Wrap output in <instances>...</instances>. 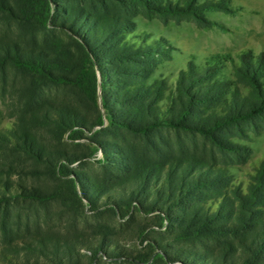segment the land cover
<instances>
[{"label": "rangeland", "instance_id": "obj_1", "mask_svg": "<svg viewBox=\"0 0 264 264\" xmlns=\"http://www.w3.org/2000/svg\"><path fill=\"white\" fill-rule=\"evenodd\" d=\"M125 34L145 49L107 59ZM15 54L45 64L24 71ZM254 69L264 83V0H0V181L37 195L0 189V264H264V105ZM194 73L203 81L193 88L210 96L192 118L239 116L213 135L127 128L150 123L164 104L176 117V85ZM145 164L162 176L172 164L208 167L218 184L166 208L135 186ZM222 196L206 217L202 205Z\"/></svg>", "mask_w": 264, "mask_h": 264}, {"label": "trees", "instance_id": "obj_2", "mask_svg": "<svg viewBox=\"0 0 264 264\" xmlns=\"http://www.w3.org/2000/svg\"><path fill=\"white\" fill-rule=\"evenodd\" d=\"M125 1V0H121ZM145 2V0H142ZM117 23V19H113L112 21H109V24L102 28L100 32L101 36H106V34H109V30H111L112 26ZM122 25L127 24L126 20L120 21ZM136 35V33H135ZM97 36V34H96ZM125 39L122 42L121 46L113 51H108V54L106 55V58L110 57V55H115L118 57H123L124 59L129 57L130 54H134L138 52L139 50L145 49V42L142 38H139V36H134L131 38L130 36H126ZM130 39H132L133 43H131ZM95 41L94 38L87 43L91 53H94L96 56L97 50L95 49ZM127 53L129 55H127ZM130 58V57H129ZM38 59V61H36ZM45 57L42 55L37 56H29V57H22L18 54H15L14 56L10 57L11 63L16 66L17 68L28 71V72H34L37 69V66L39 64L41 65L43 61H45ZM44 63V62H43ZM37 64V66H35ZM45 64V63H44ZM246 67V73H248L251 70V66L247 65V63H244ZM239 65L236 64V68L238 69ZM259 69V68H258ZM192 72V71H191ZM255 69L252 70V76L250 77L251 80V86H255V84H258L257 91L259 92V104L264 105V83L259 81V79L256 76ZM53 76V75H52ZM56 77V76H55ZM52 78V77H51ZM184 79V77H183ZM201 78H197V75H193L191 81H189L188 85H185V83L177 84L176 87H178L177 91H180L179 94V101L181 102L180 110L178 111V115L176 117L167 118L165 114H168L170 107H168L167 104H164L163 107H159V114L151 116L150 117V123L147 121L144 122H138L135 120L134 123H125L127 128L133 132H142L146 131L150 128H157L161 126H168L173 127L177 129H183V130H189V131H196L205 135H213L214 131L219 129L220 126L227 124L232 121V119L235 117V115L239 113H223L220 115H215L213 117L214 119L211 120L206 119V121H203L202 119L195 120L192 118V115L196 112V106L198 104L204 103L207 99V96H210L208 91H206L204 88L201 89H194L193 83L195 82H202L199 81ZM205 79V78H204ZM135 87V86H134ZM141 87V86H140ZM256 87V86H255ZM261 87V88H260ZM254 88V87H253ZM172 98V97H171ZM138 122V123H137ZM11 139V135H8ZM221 144V143H220ZM224 144V143H223ZM31 148V145H28L27 143H23L22 150L24 152H28ZM33 149L34 155L37 157V160H42L41 154L38 153L37 150ZM178 168V169H175ZM181 168V169H179ZM145 171V172H144ZM212 173V170L208 167L200 168L198 171L193 172V165H185L183 167H177L176 164H172L168 167L166 170L165 176H162L160 173H156L153 168L150 165L145 164V169L140 170L138 173L139 177L137 180H135V186L139 189H147L145 191V195H142L144 200L148 201H155L158 204H162L163 207L168 208L170 203L173 202H180L184 200L186 196H189L190 198H196V196L199 195V190H202L204 188H211L216 186L217 180L215 178V175H210ZM0 189L2 192H8L11 194V196L15 194H22L27 195L31 197H35L34 190L29 189H23L21 187H15L14 189H10V186L8 183H4L0 181ZM253 194V195H252ZM257 197V193L253 192L249 196ZM141 196V197H142ZM243 197L249 198L248 194H242ZM3 198L2 195H0V200ZM251 199V198H249ZM225 200V196H222L219 198L217 202L212 203L213 201L211 199H208L207 204L202 205L203 213L208 216L210 213H217L219 212V208L216 207L219 205L220 202ZM254 203L258 202L257 200H253ZM217 211V212H215ZM204 215V217H205ZM240 222H244V219H240ZM233 227V226H230ZM214 231H224L222 228H212ZM227 230H232L234 232L233 228H228ZM226 230V231H227ZM261 232H264L262 230ZM259 239V237L257 238ZM264 241V240H262ZM246 248H251L253 252H256L257 250H261L260 246L254 245L253 243L247 244V242L244 243ZM262 247V246H261ZM255 250V251H254ZM253 262H258L256 259Z\"/></svg>", "mask_w": 264, "mask_h": 264}]
</instances>
